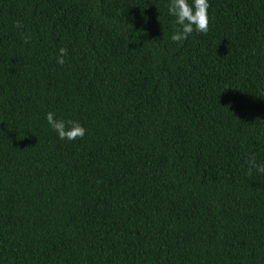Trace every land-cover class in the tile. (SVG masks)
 <instances>
[{
	"label": "trees",
	"instance_id": "obj_1",
	"mask_svg": "<svg viewBox=\"0 0 264 264\" xmlns=\"http://www.w3.org/2000/svg\"><path fill=\"white\" fill-rule=\"evenodd\" d=\"M168 2L0 0V264H264V0Z\"/></svg>",
	"mask_w": 264,
	"mask_h": 264
},
{
	"label": "clouds",
	"instance_id": "obj_2",
	"mask_svg": "<svg viewBox=\"0 0 264 264\" xmlns=\"http://www.w3.org/2000/svg\"><path fill=\"white\" fill-rule=\"evenodd\" d=\"M166 7L168 14L175 17V24L179 26L171 35V40L178 45L182 46L194 31L205 34L209 31V0H191V3L189 0H169ZM14 26L18 30L24 27L23 22L19 20L14 22ZM23 40L26 44L31 42L29 36H24ZM67 56L68 49L60 47L56 57L57 63L63 65ZM46 121L61 140L82 139L86 133L85 127L78 121L57 119L51 111L46 114ZM253 172L264 174V164L257 163L255 155L247 159V174L252 175Z\"/></svg>",
	"mask_w": 264,
	"mask_h": 264
}]
</instances>
